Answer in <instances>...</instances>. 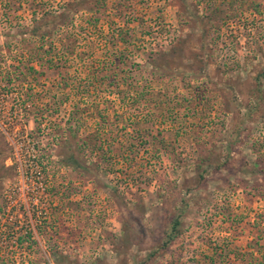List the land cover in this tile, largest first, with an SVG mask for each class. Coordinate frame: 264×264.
Returning a JSON list of instances; mask_svg holds the SVG:
<instances>
[{
  "label": "rangeland",
  "instance_id": "374dc122",
  "mask_svg": "<svg viewBox=\"0 0 264 264\" xmlns=\"http://www.w3.org/2000/svg\"><path fill=\"white\" fill-rule=\"evenodd\" d=\"M77 4L74 52L39 48L26 30ZM257 244L264 0H0V264H264Z\"/></svg>",
  "mask_w": 264,
  "mask_h": 264
},
{
  "label": "trees",
  "instance_id": "16d2710c",
  "mask_svg": "<svg viewBox=\"0 0 264 264\" xmlns=\"http://www.w3.org/2000/svg\"><path fill=\"white\" fill-rule=\"evenodd\" d=\"M202 1L203 0H198L199 3H201ZM239 1L241 5H243L246 2V0H239ZM78 7H80L78 4L74 6L68 5L64 7V10L62 12H55L53 10H49L48 12L45 13V15L42 18L36 21L37 26H35L32 30L27 29L26 31H29L32 36L39 38V41H41V44H39V46L36 44L34 45V47L38 46L39 48L44 49L45 46L47 45L50 47V49L53 48L55 46V43L53 40L48 41V38L52 39V36L56 31L62 30L64 34V38L60 40L61 45L64 47L66 52L73 53L76 48L77 41L74 37L75 35L73 36V34H70V29L76 28V24L74 22V18L70 17V14L71 12H73L72 8L78 10ZM242 14H243V10L241 8L239 14H236V16ZM26 42L27 41L25 40V42L22 44L23 45L26 44L25 46L28 47L29 43ZM67 161L69 165L71 164L73 167H79V168L85 167L81 164V162L78 160L75 154H72ZM180 224L181 223L179 219H174L171 232L167 234L168 242L173 241L175 237H177V235L179 234ZM257 245L259 247L258 252H262L264 246H260V244Z\"/></svg>",
  "mask_w": 264,
  "mask_h": 264
}]
</instances>
